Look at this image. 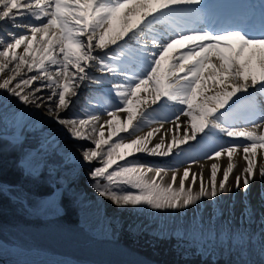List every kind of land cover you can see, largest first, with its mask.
Returning a JSON list of instances; mask_svg holds the SVG:
<instances>
[{
    "label": "snow or ice",
    "instance_id": "6c2138e0",
    "mask_svg": "<svg viewBox=\"0 0 264 264\" xmlns=\"http://www.w3.org/2000/svg\"><path fill=\"white\" fill-rule=\"evenodd\" d=\"M203 2L0 0V23L11 25L8 39L0 36V91L46 109L62 131L82 142L77 151L91 166L90 187L117 207L179 211L247 193L257 176L264 182L257 158L264 150V116L244 126L226 119L238 94L250 97L258 87L264 95V20L258 34L182 27L180 20L201 11ZM166 22L168 34H157L155 26ZM145 29L153 32L150 46L139 39ZM105 83L111 85L110 107L73 111L82 88ZM216 134L230 142L206 154L213 161L207 184L190 167L169 176L138 158L179 156L182 146L190 149V142ZM237 155L245 162L240 174L232 163ZM223 156L229 162L221 169L215 158Z\"/></svg>",
    "mask_w": 264,
    "mask_h": 264
},
{
    "label": "rangeland",
    "instance_id": "374dc122",
    "mask_svg": "<svg viewBox=\"0 0 264 264\" xmlns=\"http://www.w3.org/2000/svg\"><path fill=\"white\" fill-rule=\"evenodd\" d=\"M23 122H24V120H23ZM7 146H9V145H7ZM0 156H1V159L4 160V161H7V162L11 161V163H13V161H17L20 164H22V161H23L22 159L25 158L22 154L17 153V155H15L16 157L13 160L12 159H8V157L5 155L4 151H2V150H0ZM41 164H42L41 157H38V154L36 153V154L32 155L30 160L28 161V168L29 169H34L37 166H40ZM85 169L86 168H82V170H85ZM77 182H81V181H75L74 185ZM83 183L87 184L86 182H83ZM10 188H14V186H11ZM79 194H80V196H76L74 198L73 202H71L69 204V208H71L73 211H75L77 216H78V222L76 224H74V225L79 227L78 225H81V224H83L84 222H86L88 220L87 224L93 225L92 230H94V232H99L100 231V233H98V234L101 235V236H105L104 224H103V222L101 220H99V217H102V216H99L98 214H95V216H98V217L97 218H92L88 214H86L87 209L90 206H92L94 208L95 205L93 204V202L91 200H89L88 198L84 197L81 194V192H79ZM23 195L29 196V197H34L35 201L37 202L35 205H36V207H37V209H38V211L40 213H43V211H44L43 207L46 205L47 202L51 203V206L52 207L54 206L55 209H59V204H58L59 202L57 200H55L54 197H51V198H47V197L46 198H44V197L41 198L40 197L39 198V197H35V195L32 192H30V191L23 193ZM17 196L21 197L22 195H20V193H19V194H17ZM233 197H235V199H234L235 200V204H234L235 207H233L231 205V202H230V200H231L230 198H233ZM79 198L82 199V201H83L82 204H85L84 207L82 208V210H80V207H79ZM245 201H246V199H245V196H244V194L242 192H235L234 191L233 193L226 194V196H222L221 200H220V203H218L219 204L218 206H214V205H216V203L213 202V201L207 200V199H205L202 204H201L202 201L197 202V205L200 204L199 205L200 214H198V215L197 214L188 215V216H186V219H184L182 222H179V218H176V216L177 215L179 216V214L175 213L173 210L166 211V212L161 210V211H153V212L148 213L149 214L148 219L143 221V224H144V226H147L148 229L155 230V231L160 232L162 234L165 233L168 236L169 235L171 236L174 233V231L179 233L182 229L185 230L187 227H188V229L192 228V235L194 234L195 230L200 233L201 231H203L205 229V232H204L203 235H200L199 237H193L194 239H198V240L205 239L208 236L207 228L213 229V228L218 227V229H220V232H222L224 229H226L227 231H230V229L227 227V225L237 226L239 228L242 225H244L246 228L248 226H252V228H254L256 226L255 227V230H256L257 227L260 226V224H261L260 223V217H259V215H258L256 210L253 211L252 214L250 215V217H251V219H250L251 225H249V223L246 221V216L244 214V211L243 210L241 211V209H240L242 203H244ZM10 203H13V205L15 207L20 209L15 204L16 202H14L13 199L10 201ZM206 204L207 205H212V206L215 207V211H217L216 214L219 216L218 218H217V215H215V216L208 215L205 218L202 217L204 212H205L204 208L205 207H212V206H204ZM216 208H217V210H216ZM234 208H236V209L238 208V209L236 210ZM93 210H95V209H92V211ZM57 211H59V210H57ZM201 211H203V212H201ZM106 214L107 215H105V216L109 217L108 221L112 222L111 216H108L109 213L106 212ZM203 218H204V220H203ZM256 220L258 221V223H257ZM20 222H21V220H18V223H20ZM105 222H106V218H105ZM113 222L117 223L115 227L120 230L119 225L122 226V224H121L122 220H120V218H119V221L113 220ZM261 222H262V220H261ZM56 225H58V228L61 230L59 224L56 223ZM70 226L71 225H68L67 227H70ZM132 226L136 227L135 224L132 225ZM123 229L125 230V231H123V233L127 237L130 238V241L141 242L143 236H142L140 231L133 230L134 227L133 228H129L126 225L123 226ZM176 229H177V231H176ZM16 231H20V233H22V230H20L17 227H16ZM258 232L260 233L261 237L264 236V228L262 226H260L258 228ZM76 235H79V234H78V232L74 231V233H72V236H76ZM152 235L155 237V234H152ZM71 238L72 239H77L78 237H71ZM198 240H196V241L195 240L188 241V243L192 244L193 242H196V243L200 244V248H202L204 252H207L208 251V247H207L205 241L204 240L198 241ZM242 242L243 241H242V238H241L240 241L237 242V243L241 245ZM255 242L259 243V236H258V238L255 239ZM176 245H177V247L178 246L185 247L184 242H179V243L173 245V247H176ZM263 247H264V245H263ZM75 248L78 249L81 252L96 253V249H94L92 247H88L85 244L76 245ZM213 250L215 251L214 254H213L214 257L218 256V258L220 260H224L225 254L227 253L226 250H224L222 252V251H220V249L217 246H215L213 248ZM97 252H99V251H97ZM101 253L105 254L103 251ZM263 253H264V248L261 249V252H258V254L260 255V257L262 259V264H264V254ZM128 254L130 256H133L135 258V260H137L136 259V255L131 250H130V252ZM223 254H224V256H223ZM181 255H184V254H181L180 251H178L176 249V251H174L173 257L181 258ZM234 256H236V254H234ZM230 259H231V257L228 258V260H229L228 264H233L232 263V259L231 260ZM252 264H257V262L254 260L252 262Z\"/></svg>",
    "mask_w": 264,
    "mask_h": 264
},
{
    "label": "bare ground",
    "instance_id": "6f19581e",
    "mask_svg": "<svg viewBox=\"0 0 264 264\" xmlns=\"http://www.w3.org/2000/svg\"><path fill=\"white\" fill-rule=\"evenodd\" d=\"M0 29L7 36L8 29H6L5 27H1V26H0ZM23 47L24 46L22 45L19 49H17L18 54L23 51ZM11 66L12 65H10V67ZM0 75H2V74H0ZM29 107H30V111L32 110L33 114H36L39 123H42V124L53 123L56 126H59L58 124H56L54 121H52L46 115V109H36L34 107H31V106H29ZM262 114H264V112ZM123 119H124V117L121 116V120H123ZM59 127H61V126H59ZM53 133L57 137H60L61 139L66 140V141H67V138H69L70 141H67L68 142L67 148L72 150V154L70 155V159L77 158V159L81 160L79 158V153L77 151V148H79V146H80L79 143H76L75 140L71 139L64 131H62L61 128L59 130H54ZM106 135H107V131H106ZM169 138L170 137H165L166 141H168ZM192 147H194L195 149L202 150L200 152L201 155L199 156V155H196L195 153L188 155L187 157H189V158L186 159V161L183 163V165H181L179 168L168 169L169 170V176L171 175V170H178L179 173H182L186 167H190V169H191L190 174H191V172H194L197 174L202 172L203 173V179H204L205 183L207 184L209 182L210 168H211V163L213 161L208 160L206 158V154L210 153L213 149H215L217 147V143L216 144L211 143L207 147H203L202 145H198L196 142H192ZM262 151H264V150H261V149L257 150V158H258V163L261 166H264V160H259V156H260V153ZM192 160H196V163L190 164V162ZM215 162L219 163L221 165V169H223L224 167H226V165L229 161H228V158L226 156H223L220 158H215ZM232 163L234 165H236L235 170H234L235 174H240L242 169L245 166V162L243 161L242 157L239 155L233 157ZM194 167H196V168H194ZM217 179H218V181L221 179V173L220 172H218ZM230 181H231V184L234 185V183H235V176L234 175L230 176ZM186 184H187V182H186ZM74 187L78 188L80 190V192L85 197H87L89 200H91L94 203V205H95L94 209H99L100 211L103 212V214H106V212H107L111 216L117 217V216L121 215L123 218H127V220H139V221L143 220V219H141V217L144 215L143 212L136 210V207L135 208H133V207H126V208L117 207L110 200L103 198V197H100L92 188H90L87 184H84L83 182H77L74 185ZM243 194L245 196L246 201L244 203H242V205L240 207L241 211L243 210L244 214L248 217L249 215L252 214L253 211L256 210L259 217L261 218V220L264 221V182H262L259 179V177L257 176V178L252 182L248 192L243 193ZM218 201H215V203H216L215 206H217ZM233 207H235V206H233ZM188 208H189V211L192 208V211L194 212V211H197V209H199V206L198 205H192V206H189ZM234 209H236V208H234ZM203 211H201V212H203ZM214 213H215V207L212 206V207H205V212H204V214L203 213L202 214H203V217H206L208 215L214 216ZM203 220H204V218H203Z\"/></svg>",
    "mask_w": 264,
    "mask_h": 264
},
{
    "label": "trees",
    "instance_id": "16d2710c",
    "mask_svg": "<svg viewBox=\"0 0 264 264\" xmlns=\"http://www.w3.org/2000/svg\"><path fill=\"white\" fill-rule=\"evenodd\" d=\"M7 164H8V166L14 167L10 162L9 163L7 162Z\"/></svg>",
    "mask_w": 264,
    "mask_h": 264
}]
</instances>
